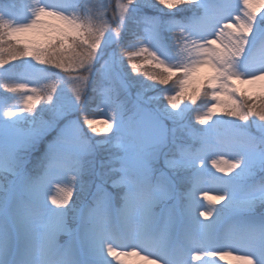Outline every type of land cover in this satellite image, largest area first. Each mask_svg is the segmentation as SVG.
Listing matches in <instances>:
<instances>
[{"label": "snow or ice", "instance_id": "1", "mask_svg": "<svg viewBox=\"0 0 264 264\" xmlns=\"http://www.w3.org/2000/svg\"><path fill=\"white\" fill-rule=\"evenodd\" d=\"M0 90V264H264V0L5 4Z\"/></svg>", "mask_w": 264, "mask_h": 264}, {"label": "rangeland", "instance_id": "2", "mask_svg": "<svg viewBox=\"0 0 264 264\" xmlns=\"http://www.w3.org/2000/svg\"><path fill=\"white\" fill-rule=\"evenodd\" d=\"M11 3H19V0H0V7H2L5 4H11ZM0 99H6L8 103H15V98L12 96V94L5 93L2 90H0ZM51 135L54 136L55 133H52ZM132 259L133 261L135 260V258Z\"/></svg>", "mask_w": 264, "mask_h": 264}, {"label": "trees", "instance_id": "3", "mask_svg": "<svg viewBox=\"0 0 264 264\" xmlns=\"http://www.w3.org/2000/svg\"><path fill=\"white\" fill-rule=\"evenodd\" d=\"M18 63V62H17ZM47 118V117H46Z\"/></svg>", "mask_w": 264, "mask_h": 264}]
</instances>
